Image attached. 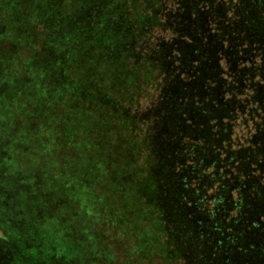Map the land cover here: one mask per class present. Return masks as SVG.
<instances>
[{
    "label": "trees",
    "instance_id": "1",
    "mask_svg": "<svg viewBox=\"0 0 264 264\" xmlns=\"http://www.w3.org/2000/svg\"><path fill=\"white\" fill-rule=\"evenodd\" d=\"M117 98L136 142L131 157L119 155L140 167L138 194L158 205L169 251L205 264L219 242L236 264H255L247 254H264V0H0L1 138L46 140L47 152L53 142L70 153L88 145L91 155L109 120L94 106ZM11 237L17 261H42Z\"/></svg>",
    "mask_w": 264,
    "mask_h": 264
},
{
    "label": "rangeland",
    "instance_id": "2",
    "mask_svg": "<svg viewBox=\"0 0 264 264\" xmlns=\"http://www.w3.org/2000/svg\"><path fill=\"white\" fill-rule=\"evenodd\" d=\"M115 101L94 106L96 118L104 108L109 120L96 127L91 155L88 145L70 153L53 142L51 153L46 140L25 143L0 137V262L26 264L24 256L16 260L13 234L20 254H35L33 260L41 258L43 264H188L169 251L158 205L138 194L141 169L127 164L136 142L127 135L132 132L127 108L119 106V98ZM112 143L118 147L114 154ZM125 148L127 158L119 155ZM216 243L207 262L221 264V256H228V264H236L231 251ZM237 257L246 258L242 253ZM262 259V253L247 254L251 263Z\"/></svg>",
    "mask_w": 264,
    "mask_h": 264
}]
</instances>
